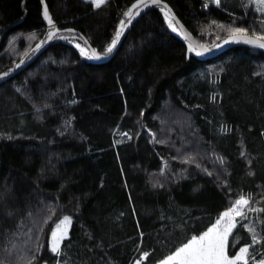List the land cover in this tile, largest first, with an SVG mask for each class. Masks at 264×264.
<instances>
[{"label":"trees","instance_id":"1","mask_svg":"<svg viewBox=\"0 0 264 264\" xmlns=\"http://www.w3.org/2000/svg\"><path fill=\"white\" fill-rule=\"evenodd\" d=\"M133 1L0 0V72L45 39V7L103 52ZM165 1L213 47L230 28L264 35V12L245 0ZM166 15L147 9L105 63L64 42L83 37L60 32L68 39L0 80V264H132L144 253L141 264H157L234 198L264 194V52L187 57ZM64 215L72 222L56 255L47 241ZM233 239L230 255L251 243L240 226ZM263 252L257 244L255 258Z\"/></svg>","mask_w":264,"mask_h":264},{"label":"snow or ice","instance_id":"2","mask_svg":"<svg viewBox=\"0 0 264 264\" xmlns=\"http://www.w3.org/2000/svg\"><path fill=\"white\" fill-rule=\"evenodd\" d=\"M213 2L219 4L220 0H213ZM93 7L99 8L107 3V0H91ZM159 0H137L136 4H133L131 8L124 12V17L127 18V22L122 19L116 29V32L111 40V42L105 47L102 53L97 52L96 49H91V54L89 55L88 51L85 48H81L79 44L76 45L77 48H80L82 56H86L89 59L100 60L108 54L112 53L117 47L118 43L121 40V36L124 33V30L132 22L133 9H138V6L143 4L145 7L148 4H158ZM256 3L264 6V0H256ZM207 7V5H205ZM260 10H264L262 7ZM44 19L47 21L49 31L47 34V40H52L55 38L68 39V37L60 36L59 31L55 29L54 22L50 17L47 8L44 9ZM166 20H168L169 27L173 32H177V28L174 26L172 20L166 15ZM215 24V21H212ZM218 28H225V25L218 24ZM65 31L72 32L73 30L67 29ZM232 35L229 37L231 41L244 42L250 45H256L261 49H264V35H256L255 39L247 37L245 34L248 32V29L245 28H230ZM35 39V33L30 37ZM81 39H83L81 37ZM47 41H42L41 44H37L35 49H30V52L34 53L38 50L43 43ZM227 42V41H226ZM87 44V41H85ZM194 49L190 44L188 46V51L192 52ZM207 51V49H205ZM25 57L29 56V53L26 52ZM196 55H201L197 52ZM25 61L21 60L20 64H23ZM20 64L15 65L19 68ZM11 71V69L9 70ZM9 73L0 74V79L4 76H7ZM122 135H127L122 133ZM116 143H119L117 141ZM244 155V153H241ZM190 162V161H189ZM223 163V159L220 160ZM163 172V169L161 170ZM251 175V173H249ZM251 197H246L245 195H240L238 199L234 201L231 207L223 211L219 217L216 219V222L211 225L205 232L200 235L192 236L187 243L182 244V246L176 248L174 252L170 255L164 257L159 264H250V261L255 264L253 261V256L255 252V246L257 244L264 243L261 241L258 236L264 235V229H261V233L258 234L254 224L241 223L247 219L243 209L250 204ZM250 211H255L254 209H249ZM264 212V209L260 210ZM239 217V220L237 219ZM71 224V217H64L63 220L55 229H53L51 239L49 240V249L52 253L59 255L60 254V242L67 238V229L63 228V224ZM243 227L248 230L251 235V243H245L244 246L239 247V251L236 252L234 256L228 254L229 248L234 249L237 246V242L233 239L230 243L229 237H234V230L237 227ZM149 253H144L141 260L146 259ZM35 259V257H33ZM141 260H137L136 264H141ZM258 264H264V254L259 260Z\"/></svg>","mask_w":264,"mask_h":264},{"label":"water","instance_id":"3","mask_svg":"<svg viewBox=\"0 0 264 264\" xmlns=\"http://www.w3.org/2000/svg\"><path fill=\"white\" fill-rule=\"evenodd\" d=\"M137 3V0H134L132 2V4L130 5L129 8H131V6L133 4H136ZM153 5H162L164 6V8L166 9L167 13H168V17L172 20L174 26L177 28V32H173L172 29L169 27V23H168V20L167 23H168V27H169V30L170 32L176 36L177 38L179 39H182L183 41H185L186 45H187V57H190L191 55H195L199 58H212V57H215L231 48H234V47H237V46H244V47H250V48H256L262 52H264V49H261L259 48L258 46L256 45H250V44H247V43H244L242 41L240 42H237V41H231L229 40V37L232 35L231 34H228L226 35L216 46H211V45H208V44H205L203 42H201L194 34L193 32L182 22V20L178 17V15L175 13L173 7L165 0H159V3L158 4H148L147 7H145L143 4L139 5L138 6V9H133V12H132V16H133V19H132V22L128 25V27L124 30V33L123 35L121 36V40L120 42L118 43L117 47L114 49V51L110 54H108L107 56L103 57L102 59L100 60H94V59H89L85 56L86 59H88L91 63H105L107 61H109L113 56L114 54L116 53V51L118 50V48L120 47L121 43L123 42L126 34L128 33V31L130 30L131 26L133 25V23L147 10L149 9L151 6ZM47 8V7H45ZM44 8V9H45ZM48 10V8H47ZM44 13V12H43ZM49 13V11H48ZM50 15V14H49ZM51 17V15H50ZM45 20V19H44ZM53 20V19H52ZM54 22V20H53ZM127 22V21H126ZM45 24L50 27L47 23V21L45 20ZM55 29L60 32H68V31H65L67 29H71L73 30L72 32L78 34L79 36L83 37L85 41H87V44L85 45H82L80 44V42H72V41H68V40H64L65 43L73 46L74 48H77L76 45L79 44L81 48H85L89 55L91 54V49H96L92 44L91 42L88 40V38L78 29L74 28V27H60L59 25L55 24ZM247 37L249 38H253L255 39V36L256 35H253V34H249V33H246L245 34ZM42 41H47L46 43H43L42 46L36 50L34 53L32 52H28L29 53V56L28 57H23L21 60H24L25 62L23 64H20V67L19 68H14L12 69L11 71H3V72H0V74H3V73H9L7 76H4L2 79L0 80H6L8 78H11L13 76H15L16 74L20 73L21 71H23L26 67H28L47 47L48 45L50 44V42L52 40H47V36L45 37V39H40L38 42H36V44L31 48V49H35L36 48V45L37 44H41ZM227 41V42H226ZM192 45L193 47V51L192 52H189L188 51V46L189 45ZM80 50V48H77ZM205 49H207V51H205ZM97 50V49H96ZM97 52H100L99 50H97ZM199 52L201 53V55H196V53ZM102 53V52H100ZM44 247H45V237H43L42 239V242L40 244V251L39 253L41 254L44 250ZM36 264V263H34Z\"/></svg>","mask_w":264,"mask_h":264},{"label":"rangeland","instance_id":"4","mask_svg":"<svg viewBox=\"0 0 264 264\" xmlns=\"http://www.w3.org/2000/svg\"><path fill=\"white\" fill-rule=\"evenodd\" d=\"M88 1H91V0H88ZM204 3H205V5H209V4H215V5H217V3H215V2H213V0H204ZM245 6H253V8L255 9V10H257L258 12H264V10H260L262 7H264V6H261V5H259V4H257L256 3V0H245V2L243 3ZM246 197H251V200H250V204L248 205V206H246L244 209H243V211L245 212V214H246V217H247V219L245 220V221H242L243 223H249L250 225L251 224H254L255 225V228H256V231H257V233L258 234H260L261 233V229H263V226H264V212H261L260 210L261 209H264V194L263 193H260V196H253V194L251 195V194H249V195H247V194H244ZM240 196V195H239ZM239 196L238 197H236V198H234L232 201H231V204H230V207L232 206V204L234 203V201L236 200V199H238L239 198ZM253 196V197H252ZM249 209H254L255 211H250ZM225 211V210H224ZM223 212V211H222ZM221 212V213H222ZM220 213V214H221ZM219 214V215H220ZM64 217H70V216H68V215H64V216H62L54 225H53V228H52V230H51V232H50V235H49V238H48V241H47V248L49 249V240L51 239V235H52V232H53V229H55L56 227H57V225H59L60 223H61V221L63 220V218ZM219 217V216H218ZM217 217V218H218ZM237 219L239 220V217H237ZM71 222H72V218H71ZM215 222H216V220H215ZM214 222V223H215ZM213 223V224H214ZM63 228H66L67 229V236L69 235V230H70V226H71V224H67V223H65V224H63V225H61ZM211 227V226H210ZM205 232V231H204ZM258 238L261 240V241H264V235H259L258 236ZM43 239V238H42ZM63 241V240H62ZM62 241L60 242V248H61V243H62ZM245 244V243H244ZM244 244H242L240 247H242V246H244ZM46 245V244H45ZM50 250V249H49ZM237 251H239V248H238V250ZM236 254V253H235ZM234 254V255H235ZM262 254H264V252L263 253H261V255H260V257H256V258H254L253 257V261L255 262V264H258V262H259V260L262 258ZM230 255V254H229ZM234 255H230V256H234ZM137 260H139V259H137ZM137 260H135L132 264H136V261ZM43 264H45V263H43ZM157 264H159V263H157ZM250 264H253V262L252 261H250Z\"/></svg>","mask_w":264,"mask_h":264},{"label":"crops","instance_id":"5","mask_svg":"<svg viewBox=\"0 0 264 264\" xmlns=\"http://www.w3.org/2000/svg\"><path fill=\"white\" fill-rule=\"evenodd\" d=\"M247 243V242H246ZM249 243V242H248ZM244 244V243H243ZM241 246V245H240ZM255 258V255L253 256Z\"/></svg>","mask_w":264,"mask_h":264}]
</instances>
